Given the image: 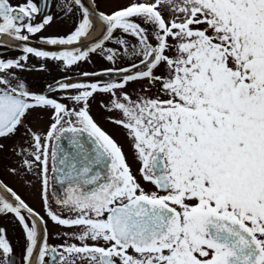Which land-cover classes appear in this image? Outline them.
<instances>
[{"label": "snow or ice", "instance_id": "obj_1", "mask_svg": "<svg viewBox=\"0 0 264 264\" xmlns=\"http://www.w3.org/2000/svg\"><path fill=\"white\" fill-rule=\"evenodd\" d=\"M42 2L0 0V36L16 39L23 53L0 59V139L15 136L29 112L50 111L43 136L25 127L34 151L22 166L26 173L39 168L49 219L80 231L65 233L79 244L66 241L58 251L47 243L44 217L0 182L12 198L0 196V216L13 215L26 236L24 264L37 250V264L46 255L49 264H264V0H126L110 13L62 0L63 11L79 12L74 30L39 40L70 46L57 51L27 43L53 22ZM92 17L104 28L82 44L95 27ZM94 55L129 66L83 72L90 83L65 76L41 91L12 72L25 70L30 57L67 71ZM145 80L143 91L156 94L132 99L127 86ZM97 94L110 98L101 107L120 113L110 121L126 130L139 179L91 115ZM50 160L63 193L55 203L70 215H58L49 202ZM0 264H15L2 228Z\"/></svg>", "mask_w": 264, "mask_h": 264}, {"label": "flooded vegetation", "instance_id": "obj_2", "mask_svg": "<svg viewBox=\"0 0 264 264\" xmlns=\"http://www.w3.org/2000/svg\"><path fill=\"white\" fill-rule=\"evenodd\" d=\"M23 0H11L12 4L22 3ZM62 0H48L49 7L45 9V14H51L53 16V22L46 26V29L39 34V36H30V40L28 46L43 48L48 51H57L62 50L64 47L70 46H51V45H42L39 40L40 37H60L66 36L70 34L79 20V12H75L74 14L71 12L66 13L58 4H60ZM84 2L89 6L96 8L98 11H102L105 13H110L113 10H116L122 7L126 0H84ZM67 3L70 5L71 0H67ZM41 7H44V4L41 0ZM162 11L166 18L169 16V9L167 7L162 8ZM92 17V22L95 25ZM40 16H37L33 23H37L40 21ZM99 20V19H98ZM101 23L99 27H95L90 31L89 35L81 41L82 44H86L94 39L98 38L101 35V32L104 28V25ZM116 35H121V33L117 32ZM132 40L131 37H125ZM18 42L13 37L8 35L0 36V59H14L19 55H22V51L18 45ZM107 47L117 48L114 43H108ZM172 55L171 52L168 53ZM45 64V69L40 70L41 64ZM129 66V61L123 60L118 61L116 65L111 64L106 60H102L99 56H93L89 62L81 63L78 66L67 70L61 71L57 63L47 61L41 62L40 60L30 57L27 62L25 70H16L13 69L12 72L15 74L19 80L25 82L29 88L35 91H41L44 89L45 85L48 83H52L55 80H59L64 78L65 76L71 77L74 82H84L90 83L93 82L90 78L84 77L82 75L83 72H100L107 68L112 67H127ZM158 72L161 70H157ZM119 80V76H106L104 77L105 81L110 80ZM141 84L144 85L145 88L148 86V81H142L139 83H130L125 91H127L132 99H136L137 95H147L154 96L156 94L155 88L151 89V92L145 93L141 88ZM158 87V86H157ZM68 93H51L50 95L55 98L57 96L67 95ZM103 95V94H97ZM109 98V96L104 95ZM67 102V101H62ZM93 100L90 103V112L95 122L108 133V128L106 124L97 119V114L101 113L96 107ZM50 111H32L29 112L26 119L23 122V126L20 128V131L13 137L8 139H0V144L3 145V148L0 149V182L12 188L18 195L21 196L22 199L25 200L26 203L29 204L30 207L34 208V210L40 213L41 216L44 217V220L47 221L48 228V240L47 243L50 246H54L58 248V251L62 249L59 246L67 243H77L74 239H70L65 233H78L80 231L79 228H65L63 226L55 225L49 217L46 215L45 211L42 208V204L40 201V188H41V177L39 175V168L33 167L32 171L25 172V169L22 166V160L28 159L32 160V156L28 155V153L34 151V148L31 147L32 141L30 136L24 135L25 127L30 128L31 132L35 134H39L43 136L51 123L50 120ZM120 115L119 112H114L113 115L109 116L107 120H110L113 116ZM115 126V125H111ZM123 131H126L123 129ZM109 134V133H108ZM110 135V134H109ZM111 136V135H110ZM16 169V172L13 173L11 170ZM52 162L49 161V172H48V196L49 202L52 206L53 211H55L58 215L67 216L70 215L66 210L62 209L59 205L55 203L56 199L61 198L63 193L61 191L60 185L55 180V173L52 172ZM143 183V181H141ZM147 187L155 190L154 186L148 185ZM0 196H5L9 200L12 198L8 196L6 192L0 189ZM26 217L27 214L25 213ZM30 220H35V217H30ZM37 226H40V221L35 220ZM0 228L4 229L6 232V239L9 241L11 246L13 247V259L15 264H24L22 253L26 248V236L22 230V227L19 225L16 218H14L11 214H5L0 216ZM89 243H91L89 241ZM37 255H34L32 264H37ZM50 256H45V264H49Z\"/></svg>", "mask_w": 264, "mask_h": 264}, {"label": "rangeland", "instance_id": "obj_3", "mask_svg": "<svg viewBox=\"0 0 264 264\" xmlns=\"http://www.w3.org/2000/svg\"><path fill=\"white\" fill-rule=\"evenodd\" d=\"M148 92H151V89L148 91H145V93H148ZM109 99L110 98H108L104 95H96L95 99H93V103L96 104L95 107L101 112V113L97 114V119H99L104 124L108 125L107 126L108 133L122 147V150L126 156L127 162L130 165L133 174L136 175L137 178L139 179L140 178L139 177V168L141 165H140L139 161L135 158L132 142L127 137L126 131H123L122 127L113 124L110 120H107L109 118V116L114 114L115 111L114 112H108L103 107H101V104L108 102ZM113 117H115V116H113ZM111 125H115V126H111Z\"/></svg>", "mask_w": 264, "mask_h": 264}, {"label": "bare ground", "instance_id": "obj_4", "mask_svg": "<svg viewBox=\"0 0 264 264\" xmlns=\"http://www.w3.org/2000/svg\"><path fill=\"white\" fill-rule=\"evenodd\" d=\"M93 21H94V23H95V25H96V27H99L100 26V22L98 21V20H96V19H93Z\"/></svg>", "mask_w": 264, "mask_h": 264}]
</instances>
